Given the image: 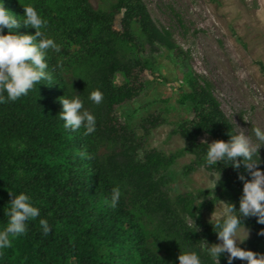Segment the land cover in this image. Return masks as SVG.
<instances>
[{
  "label": "trees",
  "instance_id": "16d2710c",
  "mask_svg": "<svg viewBox=\"0 0 264 264\" xmlns=\"http://www.w3.org/2000/svg\"><path fill=\"white\" fill-rule=\"evenodd\" d=\"M3 4L20 23L14 30L19 35L35 34L22 21L24 7H35L47 22L41 29L44 37L53 39L61 51L48 52L51 80L41 81L15 102L0 104V229L9 219L5 213L14 199L10 193L30 195L40 209L23 236L10 238L12 245L0 254V264H179V255L189 250L200 254L202 264H215L203 244L218 239L216 221L199 220L197 214L219 201L239 210L244 187L239 175L248 180L251 176L242 164L239 169L223 163L206 166L207 145L199 136L206 133L213 142H227L236 130L211 83L197 74L185 78L188 89L179 103L189 105L192 117L172 129L194 155L183 174L204 166L218 175L216 186L198 193L182 192L172 200L174 155L154 148L138 159L145 134L165 121L162 111L148 113L133 128L117 114L144 92L148 80L143 74L153 68L155 53L166 49L173 64L187 62L173 34L156 24L143 0H116L107 9L93 8L90 0ZM3 34H8L7 28ZM67 73L79 79V95L96 117L91 135L85 136L83 128L65 129L59 118L61 100L74 96ZM118 73L124 78L120 84L115 83ZM97 89L103 93L99 105L88 99ZM138 127L143 135L137 134ZM115 187L121 198L112 207ZM40 219L52 228L47 236ZM241 220L251 235L238 246L264 255V224L256 217ZM227 255L219 258L220 264H227ZM233 264L247 262L235 259Z\"/></svg>",
  "mask_w": 264,
  "mask_h": 264
},
{
  "label": "rangeland",
  "instance_id": "374dc122",
  "mask_svg": "<svg viewBox=\"0 0 264 264\" xmlns=\"http://www.w3.org/2000/svg\"><path fill=\"white\" fill-rule=\"evenodd\" d=\"M115 1L90 0V3L95 9H107ZM143 1L156 24L173 34L188 58L185 64H173L168 50L155 53L151 58L153 68L143 74L148 80L144 92L119 108L117 114L133 128L148 113L163 112L165 121L145 134L138 159H144L146 151L154 148L175 156L170 184V196L174 200L182 192L198 193L212 188L218 177L204 166L189 174L182 172L194 160V155L187 150L184 140L172 133V129L180 121L192 117L189 105L179 103L181 94L188 89L187 76L197 74L211 83L213 94L235 129L238 126L248 135L256 127L264 128V3L261 0ZM115 27L119 28V19ZM66 77L74 96L79 95V79L72 73H67ZM123 81V76L118 73L115 83ZM85 108L90 111L87 105ZM143 133L138 127L137 134ZM199 141L213 142L206 133L199 136ZM259 156L264 160V146L259 149ZM222 206L221 201L211 203L197 214V218L216 221V213ZM245 230L249 238L251 232ZM219 243V239L212 240L205 242L203 247Z\"/></svg>",
  "mask_w": 264,
  "mask_h": 264
},
{
  "label": "clouds",
  "instance_id": "9594fccd",
  "mask_svg": "<svg viewBox=\"0 0 264 264\" xmlns=\"http://www.w3.org/2000/svg\"><path fill=\"white\" fill-rule=\"evenodd\" d=\"M261 2L264 3V0ZM24 10L23 25L35 29L34 35H19L14 31L21 25L4 7L3 0H0V104L15 102L27 96L36 85L41 84V81L51 80L46 62L48 52L61 51L53 39L44 37L41 29L47 27V22L37 9L29 6L24 7ZM5 28L8 29V34H3ZM88 99L99 105L103 101V93L97 89L89 94ZM61 103L63 111L59 118L64 121L65 129L75 132L83 128L85 136L95 132L96 117L85 108L84 101L79 95L64 98ZM229 136L227 142L222 140L211 144L205 142L206 166L216 167L218 163H223L239 169L242 164L251 179L239 175V179L244 183L239 210H236L233 204L223 202L213 224L221 243L211 247L205 246V249L215 264H220L219 258L225 253L228 254L227 264H233L235 259L246 261L247 264H264V255L238 246L248 236L241 217H256L258 223L264 224V172L258 167L261 164L259 149L264 146V128L256 127L251 134L246 135L245 131L237 126ZM12 147L15 148L16 145L13 144ZM24 147L25 145L21 143L19 150L23 151ZM10 194L14 199L10 203V209L5 213L9 218L7 226L0 229V254L11 247L10 238L23 236L27 232L28 222L40 216V209L34 206L30 195L23 192L18 195ZM120 198V188H113L111 206L116 207ZM39 223L43 235L47 236L52 231L48 221L40 219ZM260 234L264 235V232ZM178 259L179 264H202L200 254L193 250L180 254Z\"/></svg>",
  "mask_w": 264,
  "mask_h": 264
}]
</instances>
